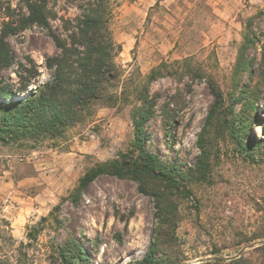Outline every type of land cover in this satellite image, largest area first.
Here are the masks:
<instances>
[{
	"label": "rangeland",
	"instance_id": "374dc122",
	"mask_svg": "<svg viewBox=\"0 0 264 264\" xmlns=\"http://www.w3.org/2000/svg\"><path fill=\"white\" fill-rule=\"evenodd\" d=\"M116 3L109 28L121 44L120 78L108 91L122 89L127 98L97 101L55 133L1 134L0 264H57L50 255L67 238L83 245L88 264L141 259L157 208L137 182L101 174L76 203L65 198L89 168L138 152L131 115L140 92L155 99L144 145L174 164L179 177L169 190L178 207L175 233L156 254L171 264H262L264 0ZM47 9L52 29L63 35L61 19L79 14L73 0H51ZM21 14L20 0H0V29ZM245 35L253 41L240 55ZM5 41L12 61L0 67V87L12 95L0 96V104L48 80L53 69L46 60L58 52L37 25L6 34ZM239 56L250 61L247 68L237 64Z\"/></svg>",
	"mask_w": 264,
	"mask_h": 264
},
{
	"label": "trees",
	"instance_id": "16d2710c",
	"mask_svg": "<svg viewBox=\"0 0 264 264\" xmlns=\"http://www.w3.org/2000/svg\"><path fill=\"white\" fill-rule=\"evenodd\" d=\"M49 1L20 0L22 14L17 22L10 21L0 29V67L10 65L12 61L5 35L14 34L31 25L46 28L58 49L55 55L46 60L47 66L53 69L48 80L24 98L0 104V138L2 133L12 136L16 130L24 136L36 129L41 136L58 132L79 121L90 105L97 101L118 102L125 94L122 89L118 94L108 91L116 87L120 78L115 59L121 51V44L113 39L109 28L116 0H73L79 8V14L61 19L64 35L50 25L47 9ZM252 41L249 35H245L240 55ZM241 57L237 64L247 68L250 61L241 60ZM155 70L152 69L151 73ZM213 94L217 101L220 100L218 90L213 89ZM11 95L7 87H0V96L8 98ZM138 98L141 104L135 107L131 115L135 131L134 144L138 152L122 153L116 159L89 168L65 198L76 203L87 185L101 174L134 180L141 193L154 197L157 210L146 252L141 259L126 264H171L156 252L165 243L166 236L173 237L175 233L178 207L171 191L178 187L179 177L174 164H168L145 147L149 133L144 130V125L154 114L155 99L149 98L145 92H140ZM212 114V111L209 112L207 118L210 119ZM202 153L196 165L201 170L207 164L203 156L206 152L202 150ZM28 236L35 239L31 232ZM257 248L262 251L264 264V243ZM54 250L56 256L53 254L50 258L57 264L89 263L85 248L73 238H67Z\"/></svg>",
	"mask_w": 264,
	"mask_h": 264
},
{
	"label": "water",
	"instance_id": "95a60500",
	"mask_svg": "<svg viewBox=\"0 0 264 264\" xmlns=\"http://www.w3.org/2000/svg\"><path fill=\"white\" fill-rule=\"evenodd\" d=\"M263 242H264V240H263ZM250 247H252V245H247V246H245V247H242L239 251H238V253L236 254V255H234V256H232V257H229V258H227L228 260H232V259H235V258H238L247 248H250ZM206 259H214V260H216V259H218L217 257H209V258H206ZM203 259H200V260H195V261H191V262H185V263H183V264H191V263H195V262H200V261H202Z\"/></svg>",
	"mask_w": 264,
	"mask_h": 264
}]
</instances>
